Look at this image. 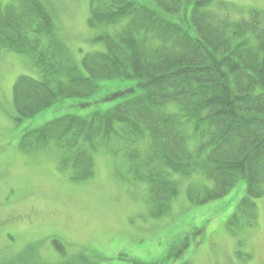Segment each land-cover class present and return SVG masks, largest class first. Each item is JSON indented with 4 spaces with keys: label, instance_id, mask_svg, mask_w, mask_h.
Masks as SVG:
<instances>
[{
    "label": "trees",
    "instance_id": "trees-1",
    "mask_svg": "<svg viewBox=\"0 0 264 264\" xmlns=\"http://www.w3.org/2000/svg\"><path fill=\"white\" fill-rule=\"evenodd\" d=\"M18 1L3 11L0 6V48L31 59L29 49L49 47L44 32L34 31L37 47L20 45L17 36L33 23L34 12L44 31L45 25L51 31L52 23L42 18V0ZM89 1V26L108 27L101 31L102 52L85 54L79 64L67 55L70 65L34 56L30 63L40 80L17 79L15 121L67 109L69 99L80 100L77 108L110 104L83 118L66 114L37 130L36 139L44 144L66 135L64 167L73 180L94 176L92 153L108 141L121 145L128 172L147 185L152 203L169 205L180 182L196 175L212 183L204 189L185 186L197 205L240 181L247 196L264 197V18H232L236 6L223 0H152L155 8L130 0ZM210 2L222 6L218 18L205 9ZM105 84L122 85V91L99 95ZM19 259L14 263L48 264Z\"/></svg>",
    "mask_w": 264,
    "mask_h": 264
},
{
    "label": "rangeland",
    "instance_id": "rangeland-1",
    "mask_svg": "<svg viewBox=\"0 0 264 264\" xmlns=\"http://www.w3.org/2000/svg\"><path fill=\"white\" fill-rule=\"evenodd\" d=\"M42 1L46 7L42 18L51 21V31L47 25L45 31L40 27V16L34 12L33 23L17 38L22 46H40L34 32L39 28L49 47L29 49L31 59L0 48V264L19 263V258L48 264H264V197L247 196L245 181L197 205L188 199L185 186L204 189L212 183L191 176L180 182L169 205L152 203L147 185L128 172L119 143H102L91 156L94 176L76 181L64 167L66 135L45 144L36 139L44 124L66 114L83 118L110 104L77 108L80 100L69 99L64 101L67 109L50 108L15 121L12 94L17 79L40 80V71L30 63L34 56L49 64L60 60L70 65L69 55L79 64L85 54L104 48L101 31L108 27L89 26L90 1ZM132 1L156 7L152 0ZM223 1L236 6L229 13L232 18L253 14L264 18V0ZM18 2L0 0V6L3 11ZM221 7L210 2L205 9L218 18ZM111 86L105 84L99 95L122 91V85ZM112 146L120 154L113 155ZM260 187L264 189V182ZM198 194L203 196V190Z\"/></svg>",
    "mask_w": 264,
    "mask_h": 264
}]
</instances>
